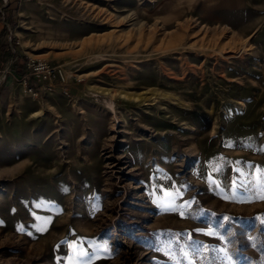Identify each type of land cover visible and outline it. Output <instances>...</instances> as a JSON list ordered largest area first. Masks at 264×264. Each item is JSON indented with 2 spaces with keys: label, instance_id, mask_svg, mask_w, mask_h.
<instances>
[{
  "label": "rangeland",
  "instance_id": "rangeland-1",
  "mask_svg": "<svg viewBox=\"0 0 264 264\" xmlns=\"http://www.w3.org/2000/svg\"><path fill=\"white\" fill-rule=\"evenodd\" d=\"M0 3V264H264V0Z\"/></svg>",
  "mask_w": 264,
  "mask_h": 264
},
{
  "label": "trees",
  "instance_id": "trees-1",
  "mask_svg": "<svg viewBox=\"0 0 264 264\" xmlns=\"http://www.w3.org/2000/svg\"><path fill=\"white\" fill-rule=\"evenodd\" d=\"M12 1H9L5 7V10H9ZM1 5V3H0ZM14 21L12 22L11 29L14 27ZM11 50L14 51L12 57L14 58V65H13V73L15 77L21 79L26 74V63L28 58L21 54L19 46L16 42L12 39L8 41L7 39V29L4 28L0 32V60H3L5 54L10 52ZM3 63V62H2ZM26 85L28 88H32L34 90L40 89V86L31 78L26 80Z\"/></svg>",
  "mask_w": 264,
  "mask_h": 264
},
{
  "label": "built area",
  "instance_id": "built-area-1",
  "mask_svg": "<svg viewBox=\"0 0 264 264\" xmlns=\"http://www.w3.org/2000/svg\"><path fill=\"white\" fill-rule=\"evenodd\" d=\"M28 78L33 79L40 87L44 88L46 86L50 88L54 82H65L63 72L59 68L44 61H30L29 59L26 63V74L21 78L25 85Z\"/></svg>",
  "mask_w": 264,
  "mask_h": 264
},
{
  "label": "snow or ice",
  "instance_id": "snow-or-ice-1",
  "mask_svg": "<svg viewBox=\"0 0 264 264\" xmlns=\"http://www.w3.org/2000/svg\"><path fill=\"white\" fill-rule=\"evenodd\" d=\"M262 198H264V197H262Z\"/></svg>",
  "mask_w": 264,
  "mask_h": 264
}]
</instances>
